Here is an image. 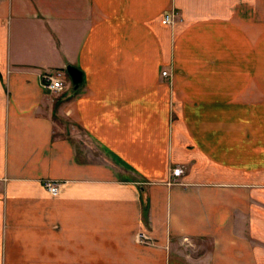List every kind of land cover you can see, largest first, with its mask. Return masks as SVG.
<instances>
[{
    "label": "crops",
    "instance_id": "0c3cea01",
    "mask_svg": "<svg viewBox=\"0 0 264 264\" xmlns=\"http://www.w3.org/2000/svg\"><path fill=\"white\" fill-rule=\"evenodd\" d=\"M68 67L78 89L46 93ZM176 242L264 264V0H0V264Z\"/></svg>",
    "mask_w": 264,
    "mask_h": 264
},
{
    "label": "built area",
    "instance_id": "2783aa9c",
    "mask_svg": "<svg viewBox=\"0 0 264 264\" xmlns=\"http://www.w3.org/2000/svg\"><path fill=\"white\" fill-rule=\"evenodd\" d=\"M175 16L172 13H165L161 20L162 26H172L174 24ZM66 71L48 72L42 75L41 84L43 90L51 95H60L66 92L68 88V80L65 75ZM163 78H168L166 72L162 73ZM172 178L181 176L180 170H173L171 173ZM44 190L52 197H56L59 193V185L53 182H44Z\"/></svg>",
    "mask_w": 264,
    "mask_h": 264
},
{
    "label": "rangeland",
    "instance_id": "374dc122",
    "mask_svg": "<svg viewBox=\"0 0 264 264\" xmlns=\"http://www.w3.org/2000/svg\"><path fill=\"white\" fill-rule=\"evenodd\" d=\"M65 71V70H64ZM67 80L70 82L68 75L66 74ZM171 79V77H170ZM71 83V82H70ZM69 84V83H68ZM68 88L66 92L63 94H67ZM81 143V142H80ZM136 242H138L140 247H144L146 249L151 248L154 246L150 241L145 240L143 236L136 237ZM208 243L207 245L204 244H192L190 243H173L170 248L168 249L169 252V264H204V260L202 254L208 250Z\"/></svg>",
    "mask_w": 264,
    "mask_h": 264
},
{
    "label": "water",
    "instance_id": "95a60500",
    "mask_svg": "<svg viewBox=\"0 0 264 264\" xmlns=\"http://www.w3.org/2000/svg\"><path fill=\"white\" fill-rule=\"evenodd\" d=\"M66 74L68 75L71 84L73 85L74 89H78V87L81 85L82 83V75L81 73L72 67H68L66 68Z\"/></svg>",
    "mask_w": 264,
    "mask_h": 264
},
{
    "label": "trees",
    "instance_id": "16d2710c",
    "mask_svg": "<svg viewBox=\"0 0 264 264\" xmlns=\"http://www.w3.org/2000/svg\"><path fill=\"white\" fill-rule=\"evenodd\" d=\"M145 215H146V212H145V210H144V214H143V217H145Z\"/></svg>",
    "mask_w": 264,
    "mask_h": 264
}]
</instances>
